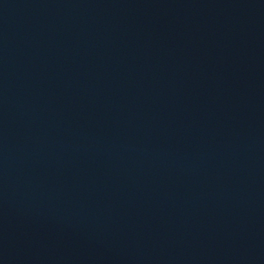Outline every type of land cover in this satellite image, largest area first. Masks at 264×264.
<instances>
[{"label":"water","instance_id":"1","mask_svg":"<svg viewBox=\"0 0 264 264\" xmlns=\"http://www.w3.org/2000/svg\"><path fill=\"white\" fill-rule=\"evenodd\" d=\"M3 264H264V0H0Z\"/></svg>","mask_w":264,"mask_h":264}]
</instances>
